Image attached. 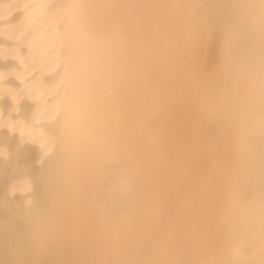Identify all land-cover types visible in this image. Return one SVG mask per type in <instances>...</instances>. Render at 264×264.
<instances>
[{"label": "bare ground", "instance_id": "obj_1", "mask_svg": "<svg viewBox=\"0 0 264 264\" xmlns=\"http://www.w3.org/2000/svg\"><path fill=\"white\" fill-rule=\"evenodd\" d=\"M173 262L264 264V0H0V264Z\"/></svg>", "mask_w": 264, "mask_h": 264}, {"label": "snow or ice", "instance_id": "obj_2", "mask_svg": "<svg viewBox=\"0 0 264 264\" xmlns=\"http://www.w3.org/2000/svg\"><path fill=\"white\" fill-rule=\"evenodd\" d=\"M186 71L189 75H203L206 74L209 69L206 68L198 59V57L193 56L189 61ZM173 264H183V262H173Z\"/></svg>", "mask_w": 264, "mask_h": 264}]
</instances>
